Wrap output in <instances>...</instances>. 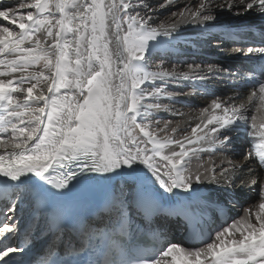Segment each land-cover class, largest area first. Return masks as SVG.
Masks as SVG:
<instances>
[{
  "label": "snow or ice",
  "instance_id": "snow-or-ice-1",
  "mask_svg": "<svg viewBox=\"0 0 264 264\" xmlns=\"http://www.w3.org/2000/svg\"><path fill=\"white\" fill-rule=\"evenodd\" d=\"M189 44L240 63H153ZM85 173L109 186L72 204ZM33 201L48 235L28 264H264V0H0V264L32 250Z\"/></svg>",
  "mask_w": 264,
  "mask_h": 264
},
{
  "label": "bare ground",
  "instance_id": "bare-ground-1",
  "mask_svg": "<svg viewBox=\"0 0 264 264\" xmlns=\"http://www.w3.org/2000/svg\"><path fill=\"white\" fill-rule=\"evenodd\" d=\"M30 1L31 0H25L26 3H31ZM176 2L179 3V0H176ZM194 38H195V30L193 28H191V27L188 28L185 32H183L181 34V36H180L181 41H184V40L192 41ZM186 47H188V48H186ZM204 48L209 49V52H215L216 54H220V55H221V52L223 51V50L214 51L210 47H204ZM181 49L182 50H199V48H196V47H194V46H192L190 44L189 45H181V46H178L175 50H168L163 57L159 56V58L166 59V58H174V57H176V58H178L176 64H178L180 60H187L189 63L193 62L194 60H192L190 58L184 59L185 57L183 58L181 56V54H176ZM221 57L225 58L223 55H221ZM219 60H221V59H219ZM168 61H169V59H168ZM223 61H225V59H223ZM217 62H219V61H206L205 64H207V63H217ZM225 62L228 63V64H233V63L239 64L238 61L228 60V61H225ZM166 65H169L167 63V61H166ZM168 67L170 68L171 66H168ZM211 86H212V89L216 92V94L220 95L222 98H226L227 96L232 94L231 86L227 85V84H224V83H221L218 80L211 81ZM180 88L183 89L184 91H188V88L185 87L184 85H181ZM172 90H179V89H175L174 88ZM210 99H211V97H205L202 94H197L195 96L189 95V96H187L186 98L183 99V101L181 103L182 105L181 104H177V105L179 107H181L180 111L188 113L190 111L205 107L206 106L205 101L206 100H210ZM162 118L163 119H174V120L178 119V118H174L172 116H167V115L162 116ZM183 119H187V117H184ZM181 123H183L182 120H181ZM237 145H238L237 146L238 148H243V147L245 148L248 145V142H247L246 139L242 138L241 140L237 141ZM236 158L239 159V156H237ZM107 183H110V182L107 181ZM245 198H248L249 200L247 202L251 203V202H253L255 200V195H254V193H248L247 195H245L242 198L240 203L234 204L232 206V208L236 209V210H234V211H236L235 213H240L242 205H245V207L248 206V203H245V201H246ZM21 206H22L21 209L18 208L17 212H18V218L20 219L21 224H22V226L24 228L26 226V223H27L29 217L33 213V210L37 206V201H33L32 202L31 207L33 208V210H31V212H30V208L31 207L29 206L28 202H25V203L21 204ZM38 217H39V220H42V216L39 215ZM213 222H214L213 226H219V225L222 224V222H220L218 219H214ZM23 228H22V230H23ZM170 234H173L174 239L177 236H179L180 233H179L178 227H173ZM64 240H67V239L65 238ZM185 240L186 239L183 238L180 243H185L186 245L189 244V242H185ZM59 243L60 242L58 241L57 244H59Z\"/></svg>",
  "mask_w": 264,
  "mask_h": 264
},
{
  "label": "rangeland",
  "instance_id": "rangeland-1",
  "mask_svg": "<svg viewBox=\"0 0 264 264\" xmlns=\"http://www.w3.org/2000/svg\"><path fill=\"white\" fill-rule=\"evenodd\" d=\"M31 2V1H30ZM167 13L165 12L164 13V15H166ZM163 18V17H162ZM186 48H188V47H186ZM204 55H207V56H210V55H212V56H216V55H218V59H213V58H202L201 59V57H203ZM157 56H158V58L157 59H155L154 61H153V63H159V54H157ZM181 56L184 58V59H188V58H190V59H192V60H194L195 62H197V63H202L203 61V63H205L206 61H219V62H221V61H223V59H225V58H223V57H221V55L220 54H216L215 52H212V53H209V49H206V48H203V49H199V50H196V51H190V53H186V52H183L182 54H181ZM221 57V58H220ZM167 60V63L169 64V65H166V67H168V66H172V65H174V64H176V62H177V59L178 58H176V57H174V58H166ZM168 59H169V61H168ZM176 59V60H175ZM219 59H221V60H219ZM182 105V104H181ZM184 106V105H183ZM177 108H179V110H181V107H179L178 105L176 106ZM248 146V145H247ZM247 146L244 148H238V147H236V152L237 153H240L241 151H244L246 148H247ZM253 195V194H252ZM254 195H255V193H254ZM246 199V201H248L249 199L248 198H245ZM21 205L19 206V209H21ZM242 207H245V205H242ZM31 210H33V208L31 207L30 208V212H31ZM234 210H236L235 208H231L230 210H229V212H228V218L227 219H229V217H236L237 216V214H240V213H235L236 211H234ZM22 215V214H21ZM224 216H225V213H224ZM224 221H222V223H223ZM169 238L170 239H174V237H173V234H170V236H169ZM175 239H179V236H177ZM57 241H59L60 242V240H57ZM173 242H177V240H175V241H173ZM178 243V242H177Z\"/></svg>",
  "mask_w": 264,
  "mask_h": 264
}]
</instances>
